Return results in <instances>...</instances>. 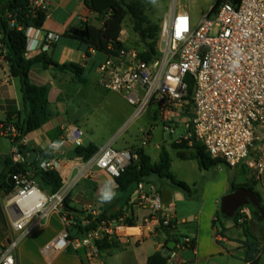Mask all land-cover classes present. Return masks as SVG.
<instances>
[{
  "label": "built area",
  "instance_id": "built-area-1",
  "mask_svg": "<svg viewBox=\"0 0 264 264\" xmlns=\"http://www.w3.org/2000/svg\"><path fill=\"white\" fill-rule=\"evenodd\" d=\"M32 8L48 11L47 0H32ZM160 27L157 60L147 63L139 59L140 51L126 48L117 57L106 56L96 69L98 85L125 98L134 108L132 120L154 105L165 121V131L172 135L177 126L186 131L176 138L177 143L194 138L213 159L232 169L243 165L260 179L264 173V0H222L197 25H193L188 12L173 10ZM190 81L194 92L188 101ZM189 104L191 116L185 114ZM180 114H185L184 123L178 122ZM17 135L12 124L0 130V136ZM85 136L80 127H72L53 145L52 156L38 161L39 167L45 171L70 167L73 173L75 168L70 166L66 154L84 147ZM149 138L148 132L143 147ZM138 150H117L111 145L101 148L83 162L82 170L63 179V187L54 194L46 193L35 183V164L17 170L5 207L18 237L0 256V264H16L13 252L20 241L52 213L62 216L65 230L44 247L43 253L52 257L69 249L84 251L88 261L83 264H98V243L126 232V218L102 220L91 232L73 237V227L85 228L90 221L69 218L64 210L65 200L93 168L104 170L115 180L120 178L139 159ZM11 155L15 164H25L18 149ZM129 206L146 212L139 229L141 241L161 230L169 242L175 243L164 264H192L181 254L195 252V241L178 233L175 211L163 201L161 193L140 183ZM92 215L94 219L100 216ZM245 221V217L240 218L238 225Z\"/></svg>",
  "mask_w": 264,
  "mask_h": 264
},
{
  "label": "crops",
  "instance_id": "crops-1",
  "mask_svg": "<svg viewBox=\"0 0 264 264\" xmlns=\"http://www.w3.org/2000/svg\"><path fill=\"white\" fill-rule=\"evenodd\" d=\"M85 1L47 0L48 16L44 28L27 31L29 37L27 59H33L41 52H45L59 64H79L84 69L83 77L87 83L81 84L73 75L58 72L53 68L45 69L41 65L33 67L30 74L31 81L37 85H47L50 89L49 101L52 117L41 129L23 139L22 145L27 148L26 153L22 155L25 165H32L42 160L37 152L46 150L52 152V147L57 140L65 137L74 126L80 127L85 132V146L94 144L101 149L111 145L117 150L139 148L150 156L153 163H156L160 158L161 147L165 143H159L156 150L151 151L153 136L151 130L148 131L150 132L149 143L146 146L148 148L121 134L128 115L122 113L115 105L110 107L109 102L102 98V94H99L104 88L97 83L96 69L106 59V56L102 54L103 57H100L101 53L90 50L88 57L89 49L86 45L64 35L70 29L80 28L84 22L95 21L96 15L87 8ZM191 20L193 25L200 23V21L193 22L192 17ZM120 41L126 49H136L133 44L127 43V39L124 37V28ZM112 93L126 101L121 94ZM103 106L106 112L111 109V115L99 127L94 118ZM24 111L25 102L21 80L11 76L10 66L0 55V125L5 121L8 113L20 112L23 114ZM133 115L130 117L131 120ZM116 116L117 123L109 132H106L104 136H95L96 131L104 130L103 127L109 119L115 120ZM162 122L165 131L163 118ZM16 149H18L17 146L10 138L6 136L0 138V177L5 170L6 159ZM184 162L186 164L180 167L178 174L175 172L173 161L172 172L179 180L187 183L193 189L200 186L202 191L198 198H193L190 194L173 187L168 181L160 182L162 183L161 187L151 185L148 188V184L144 183L146 189H152L159 193L163 189L171 192L170 204L179 222L178 233L195 241V252L186 251L181 256L192 264H250L247 260L250 246L256 244L252 257L255 264H262L264 258V214L254 207L243 209L246 221L242 226L236 224L237 228H241V230L234 231V227L228 222L230 220L235 222L234 218L223 217L221 206L225 196L236 192L232 190L233 185H251L264 208V173L260 179L254 180L252 173L247 170L245 179L240 181L239 176L242 175V172L238 170L239 167L232 169L226 164H220L209 171H202L197 161ZM82 165L81 158L79 163L70 160V166L75 168L73 173L70 167L62 168L58 172L64 179L61 172L62 170L68 171L69 178L70 175L77 174L82 170ZM235 172L236 174H233ZM33 179L40 189L49 193L38 179ZM109 180L115 184L113 188L115 196L110 201L102 202L101 189ZM137 186L132 187L128 192H121L115 179L104 170L93 168L87 176L77 182L70 192L71 206L79 212H83L81 216L83 219L86 216H93V213L101 215L105 211L117 214L118 219L126 218L127 231L108 241L109 247L100 249L95 258L96 263L148 264L150 257L157 253H163L170 243L168 235L161 230H158L155 236L144 241L140 240L139 229L144 224L146 212L131 209L129 206ZM5 196L8 194L0 188V256L8 248L13 238L18 237V233L13 228L12 218L5 207L7 199L4 200ZM73 216L74 214L71 215V218ZM64 230L65 223L62 216L58 213L50 214L41 221L40 226L20 241L13 252L16 264L86 263L88 260L84 251L75 252L69 249L52 257H47L43 253L44 247L55 240Z\"/></svg>",
  "mask_w": 264,
  "mask_h": 264
},
{
  "label": "trees",
  "instance_id": "trees-1",
  "mask_svg": "<svg viewBox=\"0 0 264 264\" xmlns=\"http://www.w3.org/2000/svg\"><path fill=\"white\" fill-rule=\"evenodd\" d=\"M222 0H218L214 6V10L220 5ZM87 8L96 15L95 21H88L81 24L80 28H73L65 32V36L77 39L86 45L89 49L87 56H90V50L101 53L105 56L117 57L121 50L125 49L124 44L120 41L124 24L128 18L132 20L133 30L143 44L139 59L147 63L154 62L159 58L158 42L160 36V25L153 24L147 15V7L142 1L129 2L127 0H86ZM47 11L35 10L32 8V0H0V55L4 61L10 66V73L13 78H19L22 85V93L25 102L24 113H8L5 121L0 125V130L13 125L18 131L16 137L6 136L10 138L17 146L21 155H24L27 148L22 145L23 139L29 134L41 129L52 117L50 110L49 93L50 89L47 85L34 84L30 79L33 67L37 65L43 66L45 69L53 68L54 70L71 74L81 83L86 84L87 81L83 77L84 69L81 65L75 63L59 64L55 62L47 53L41 52L33 59H27L29 37L27 31L30 29L41 30L47 20ZM101 19L102 23L99 25ZM194 92V84L191 82L188 101ZM191 104L186 106L185 114L191 116ZM150 135V132H149ZM3 136H0V138ZM177 151V157L183 161H197L202 171H209L220 164H224L221 160L213 159L202 146L194 138L184 140L173 146ZM100 148L94 144L77 148L81 160L83 162L89 160L98 153ZM41 159L52 156L49 150L37 152ZM139 159L133 161L126 172L116 179V184L121 192H128L134 186L140 183H148V179L156 176L160 179L167 180L170 184L181 191L191 194L192 188L185 182L179 180L172 172L173 159L166 146L161 147L159 161L153 163L143 149L138 150ZM36 169L32 172L33 178L38 179L48 190L50 194L57 193L63 187V178L58 171L42 170L38 162L35 163ZM26 167L25 164H15L12 155L5 161V170L0 177V188L6 194H10L11 190H5V184L9 175L16 170ZM241 187L254 190L251 185H233L232 190L236 191ZM70 196L65 200L64 210L71 218L80 222L83 212H79L71 206ZM239 212L234 218L237 224L240 218L245 214ZM90 225L82 228L77 225L71 229V233L75 230L76 236L85 235L95 228L102 220L118 219L117 214L111 211L103 212L99 218L94 219L93 216H86ZM100 249L110 246L108 241L98 243ZM256 244L250 246L248 254V262L255 264L252 257ZM166 258L163 253H157L149 258L148 264H164Z\"/></svg>",
  "mask_w": 264,
  "mask_h": 264
},
{
  "label": "rangeland",
  "instance_id": "rangeland-1",
  "mask_svg": "<svg viewBox=\"0 0 264 264\" xmlns=\"http://www.w3.org/2000/svg\"><path fill=\"white\" fill-rule=\"evenodd\" d=\"M129 2L134 1H142L145 3L147 7V15L149 16L151 22L153 24L161 25L162 21L173 11H187L191 15L193 22H199L202 20V18L212 9V7L215 6L218 0H127ZM102 21L100 19L97 24H101ZM124 37L127 39L128 44H133V47L136 49H139L140 52L142 51L143 44L139 40V37L135 34L133 30L132 20L128 18L124 25ZM100 57H103L101 54ZM191 84V81H190ZM99 94H102V98L109 102V106L115 105L119 110L122 111V113L128 115V119L126 120V123L124 124V129L121 132V134L126 135L128 138H130L133 142L142 145L143 140L145 139V134L148 133L149 130L152 131V139H151V151L156 150V146L159 143L164 142L165 146L168 148L173 161H174V169L176 173H180V167L183 164H186V162L182 161L177 157V151L173 149V146L176 144V138L182 134H186V131L183 127L177 126L176 132L174 134H170L168 131H164L163 129V122L162 117L160 113L157 110L156 106L149 107L146 112L140 116L139 118L135 120H131V115L134 114V108L130 106L126 101L119 99L114 93L105 91L104 89H101V92ZM105 105V104H104ZM111 115V109L106 112L105 107L96 113L94 120H96V125L101 127L102 124L108 119V117ZM185 114L178 115V122L184 123L186 121V118L184 116ZM116 119L108 121L107 124H105L104 130L102 131H96L95 136H104L106 132H109L117 123V116ZM184 120V121H183ZM148 148V147H146ZM76 163L80 162V158L72 160ZM238 170L242 172V175H240V181L245 179V173H247V168L243 165L239 166ZM238 173V172H237ZM64 179L68 178V171L62 170L61 172ZM233 174H236L233 173ZM254 180H257L254 178ZM167 182V180L160 179L156 176H152L148 179V188L151 185H156L157 187H161L160 185L162 183L160 182ZM192 188V187H191ZM180 190V189H179ZM202 189L200 186L196 189L192 188V193L190 194L193 198H198L201 195ZM183 192V191H182ZM7 198L5 196L4 200ZM252 206H245L243 209L250 208ZM231 226H233L234 231L241 230V228H237V225L232 220L228 221ZM75 230L73 231V236ZM262 264H264V258L262 261Z\"/></svg>",
  "mask_w": 264,
  "mask_h": 264
},
{
  "label": "water",
  "instance_id": "water-1",
  "mask_svg": "<svg viewBox=\"0 0 264 264\" xmlns=\"http://www.w3.org/2000/svg\"><path fill=\"white\" fill-rule=\"evenodd\" d=\"M66 158L73 160L81 158L79 153L77 151H69L66 154ZM18 171L16 170L13 174L9 175L7 182L5 184V190H11L14 184L13 175L17 174ZM161 195L163 201L169 205L171 203V192H169L166 189L161 190ZM252 206L256 209H258L262 214H264V208L261 204V200L259 196L250 189H247L245 187H241L236 192L229 194L225 196L222 200V206H221V214L223 217L227 219H233L237 216V214L240 212L242 208L245 206ZM175 243L170 242L168 246L163 251V256H167L171 250L174 248Z\"/></svg>",
  "mask_w": 264,
  "mask_h": 264
},
{
  "label": "clouds",
  "instance_id": "clouds-1",
  "mask_svg": "<svg viewBox=\"0 0 264 264\" xmlns=\"http://www.w3.org/2000/svg\"><path fill=\"white\" fill-rule=\"evenodd\" d=\"M235 66V65H234ZM115 187V184L113 181L109 180L104 188L101 189V201H110L114 196L115 192L113 191V188Z\"/></svg>",
  "mask_w": 264,
  "mask_h": 264
}]
</instances>
